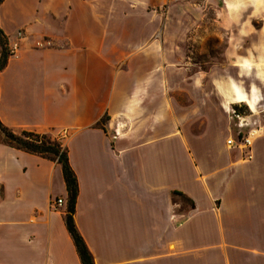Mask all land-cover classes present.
Listing matches in <instances>:
<instances>
[{"label":"crops","instance_id":"1","mask_svg":"<svg viewBox=\"0 0 264 264\" xmlns=\"http://www.w3.org/2000/svg\"><path fill=\"white\" fill-rule=\"evenodd\" d=\"M127 2L5 0L9 47L24 38L0 72V120L68 149L95 264H264V129L238 146L227 113L239 86L175 81L187 69L172 65L157 19L113 32ZM130 36L118 69L113 41ZM67 208L61 165L1 140L0 264H83Z\"/></svg>","mask_w":264,"mask_h":264},{"label":"rangeland","instance_id":"2","mask_svg":"<svg viewBox=\"0 0 264 264\" xmlns=\"http://www.w3.org/2000/svg\"><path fill=\"white\" fill-rule=\"evenodd\" d=\"M120 16L124 22L113 32L123 35L141 32L144 26L150 28L151 19L158 20L161 45L163 37L172 65L187 69L176 74L175 81L198 74L205 83L216 82L223 95L229 92L228 83L242 89L235 88L239 103L227 113L235 138L243 139L254 128L264 129V0H128ZM132 47L137 41L131 36L113 41L118 69L125 66V52ZM249 94H256L258 105ZM243 95L253 102L254 111L241 101ZM211 99L216 101L215 96Z\"/></svg>","mask_w":264,"mask_h":264},{"label":"trees","instance_id":"3","mask_svg":"<svg viewBox=\"0 0 264 264\" xmlns=\"http://www.w3.org/2000/svg\"><path fill=\"white\" fill-rule=\"evenodd\" d=\"M4 1L5 0H0V6ZM0 47V72H2L7 66L11 53L7 36L1 27ZM235 110L242 112L237 107H235ZM102 123H104V120ZM0 134L5 144L34 155H39L61 165L68 191V208L66 214L67 228L75 242L82 263L95 264L93 256L75 224L74 215L79 195V184L77 176L70 164L68 149L64 147L59 140L48 134H36L28 131H24L20 135L16 134L4 125L1 120ZM175 194L183 197L181 193L176 192Z\"/></svg>","mask_w":264,"mask_h":264},{"label":"built area","instance_id":"4","mask_svg":"<svg viewBox=\"0 0 264 264\" xmlns=\"http://www.w3.org/2000/svg\"><path fill=\"white\" fill-rule=\"evenodd\" d=\"M17 36H18V41L15 42L13 44V46L10 48V53L11 55H15L20 47V40L24 38V32L23 31H18L17 32ZM40 46H42L41 43H39ZM235 114V111H233ZM238 118H240L239 115H236ZM241 125V122L239 123ZM257 135V131L253 130L251 131L246 137H244L243 139H241L239 137L238 140V146L241 147L242 149H250L253 143V138ZM236 142L233 139H230L228 141L229 145H234ZM63 200L62 199H58L55 202V206L56 207H61L63 205Z\"/></svg>","mask_w":264,"mask_h":264},{"label":"bare ground","instance_id":"5","mask_svg":"<svg viewBox=\"0 0 264 264\" xmlns=\"http://www.w3.org/2000/svg\"><path fill=\"white\" fill-rule=\"evenodd\" d=\"M241 100L244 101V102H246V103H250V101L248 99H245L244 97H241Z\"/></svg>","mask_w":264,"mask_h":264}]
</instances>
